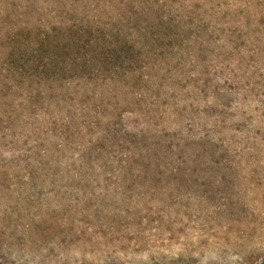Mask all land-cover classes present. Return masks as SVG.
<instances>
[{
    "label": "rangeland",
    "instance_id": "1",
    "mask_svg": "<svg viewBox=\"0 0 264 264\" xmlns=\"http://www.w3.org/2000/svg\"><path fill=\"white\" fill-rule=\"evenodd\" d=\"M264 262V0H0V264Z\"/></svg>",
    "mask_w": 264,
    "mask_h": 264
},
{
    "label": "trees",
    "instance_id": "2",
    "mask_svg": "<svg viewBox=\"0 0 264 264\" xmlns=\"http://www.w3.org/2000/svg\"><path fill=\"white\" fill-rule=\"evenodd\" d=\"M260 264H264V262L260 263Z\"/></svg>",
    "mask_w": 264,
    "mask_h": 264
}]
</instances>
